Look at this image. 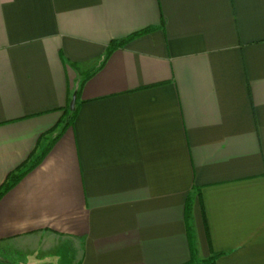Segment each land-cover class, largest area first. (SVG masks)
Returning <instances> with one entry per match:
<instances>
[{"label":"crops","instance_id":"0c3cea01","mask_svg":"<svg viewBox=\"0 0 264 264\" xmlns=\"http://www.w3.org/2000/svg\"><path fill=\"white\" fill-rule=\"evenodd\" d=\"M78 93L0 264H188L189 195L199 261L264 264V0H0V188Z\"/></svg>","mask_w":264,"mask_h":264},{"label":"trees","instance_id":"16d2710c","mask_svg":"<svg viewBox=\"0 0 264 264\" xmlns=\"http://www.w3.org/2000/svg\"><path fill=\"white\" fill-rule=\"evenodd\" d=\"M150 31L151 29H147L135 33L133 35H130L125 39L112 41L108 46L104 62L109 58V56L114 51L125 47L129 42L143 35L148 34ZM78 99H79V93L75 96V98L71 99L68 102L67 107L63 110V117L61 121L58 123V125L48 133L42 135L35 151L30 156V158L7 177L5 183L0 188V200L14 187H16L24 177H26L30 172H32L43 162V160L50 153L56 142L63 136V134L69 128L73 126L78 111ZM73 100H75V106L74 109H71V103ZM196 192H198L200 196V191L196 190ZM192 205H193V196L189 195L186 205V223H187V234L191 246L192 257L188 264H215L216 260L219 257H221L222 254H214L210 259L205 261H199L197 259L195 234L192 225Z\"/></svg>","mask_w":264,"mask_h":264},{"label":"rangeland","instance_id":"374dc122","mask_svg":"<svg viewBox=\"0 0 264 264\" xmlns=\"http://www.w3.org/2000/svg\"><path fill=\"white\" fill-rule=\"evenodd\" d=\"M21 243H23V246L25 247V248H30V249H41L42 248V246H43V244H45V243H49L50 244V241L49 240H45V239H43V238H32V239H27V240H24V241H22ZM0 258H3L2 256H0ZM7 260H9V261H11V262H16V263H20V264H25L24 263V260H21V259H15V260H11V259H7Z\"/></svg>","mask_w":264,"mask_h":264},{"label":"water","instance_id":"95a60500","mask_svg":"<svg viewBox=\"0 0 264 264\" xmlns=\"http://www.w3.org/2000/svg\"><path fill=\"white\" fill-rule=\"evenodd\" d=\"M74 106H75V100H73L71 103V109H74Z\"/></svg>","mask_w":264,"mask_h":264}]
</instances>
